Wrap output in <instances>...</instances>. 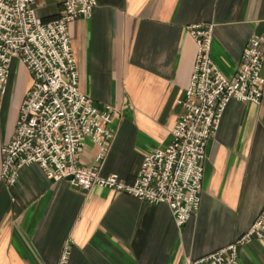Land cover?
I'll use <instances>...</instances> for the list:
<instances>
[{"label":"crops","instance_id":"obj_1","mask_svg":"<svg viewBox=\"0 0 264 264\" xmlns=\"http://www.w3.org/2000/svg\"><path fill=\"white\" fill-rule=\"evenodd\" d=\"M40 5L46 21L64 10V0ZM209 22L212 57L232 77L250 38L264 31V0H97L92 17L70 23L81 91L119 110L102 174L132 183L145 156L171 142L197 54L188 26ZM31 85L14 59L0 98V172L1 146ZM98 149L86 138L82 165L93 166ZM263 207L264 93L260 103L229 102L206 147L200 206L183 225L167 203L56 181L37 163L23 166L15 184L0 178V264H60L66 247L67 264H189L247 232ZM239 253L243 264H264V239Z\"/></svg>","mask_w":264,"mask_h":264},{"label":"built area","instance_id":"obj_2","mask_svg":"<svg viewBox=\"0 0 264 264\" xmlns=\"http://www.w3.org/2000/svg\"><path fill=\"white\" fill-rule=\"evenodd\" d=\"M97 0H64L63 13L44 20L37 0H0V98L9 88L14 59L32 75L13 136L1 146L0 178L15 184L23 166L37 163L54 180L67 179L86 190L102 186L152 203H167L178 225L198 210L205 175L206 147L219 128L232 99L260 103L264 93V31L244 48L238 72L228 77L212 57L215 24L195 23L188 29L197 54L184 98L185 112L172 130L171 142L147 154L137 178L102 174L115 137L112 105L99 108L80 89L79 70L69 32L76 18L93 16ZM86 138L98 146L93 166L81 163ZM264 239V207L250 228L228 245L189 264H243L241 245ZM65 248L60 264H67Z\"/></svg>","mask_w":264,"mask_h":264},{"label":"rangeland","instance_id":"obj_3","mask_svg":"<svg viewBox=\"0 0 264 264\" xmlns=\"http://www.w3.org/2000/svg\"><path fill=\"white\" fill-rule=\"evenodd\" d=\"M41 2H42V0H37V3H38V10L40 9H42L43 8V6L41 7V5H40V8H39V4H41Z\"/></svg>","mask_w":264,"mask_h":264}]
</instances>
